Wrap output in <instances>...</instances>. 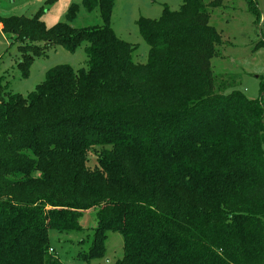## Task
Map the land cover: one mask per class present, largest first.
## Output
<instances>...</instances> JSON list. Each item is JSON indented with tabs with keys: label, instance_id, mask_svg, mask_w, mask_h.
Instances as JSON below:
<instances>
[{
	"label": "trees",
	"instance_id": "trees-1",
	"mask_svg": "<svg viewBox=\"0 0 264 264\" xmlns=\"http://www.w3.org/2000/svg\"><path fill=\"white\" fill-rule=\"evenodd\" d=\"M222 3L181 0L139 19L143 65L111 30L114 0H83L99 27L0 17L21 77L28 52L84 46L87 56L84 68L49 69L26 96L0 94V264H64L49 233L83 236L88 211L95 226L77 260L101 259L117 233L113 264H264L263 110L212 73L222 40L208 10Z\"/></svg>",
	"mask_w": 264,
	"mask_h": 264
},
{
	"label": "rangeland",
	"instance_id": "rangeland-1",
	"mask_svg": "<svg viewBox=\"0 0 264 264\" xmlns=\"http://www.w3.org/2000/svg\"><path fill=\"white\" fill-rule=\"evenodd\" d=\"M212 0H203L208 4ZM257 6L258 19L250 14L244 0H223L222 7L209 8V24L220 34L222 46L219 57L210 61L216 80L225 85V92L239 90L249 100H261L264 121V0H253ZM76 6L75 17L67 21L68 9ZM181 0H114L110 15V27L114 35L132 45L134 63H146L148 45L139 35L136 22L139 19H158L162 7L178 11ZM38 15L47 30L58 23L72 28H90L102 25L99 10L87 11L83 0H0V17ZM1 29V25H0ZM41 48L42 44H34ZM26 77L20 76L18 68L22 61L17 45L9 35L0 31V94L26 96L45 76V73L58 65H67L74 70L86 67L87 56L84 46L70 53L61 47H51L43 55L33 56ZM233 77V81H230ZM224 87V86H223ZM264 90V89H263ZM3 96V95H2ZM264 153V148H263ZM92 154L90 156L93 157ZM93 159V158H92ZM90 159V164H92ZM89 164V165H90ZM85 228L83 236H57L49 233L50 245L64 264H113L122 257V238L117 233H108L105 251L101 259L84 262L75 259L79 252H87L91 242L90 229L95 226L94 214L85 212L80 219ZM83 240L82 245L78 241Z\"/></svg>",
	"mask_w": 264,
	"mask_h": 264
},
{
	"label": "built area",
	"instance_id": "built-area-1",
	"mask_svg": "<svg viewBox=\"0 0 264 264\" xmlns=\"http://www.w3.org/2000/svg\"><path fill=\"white\" fill-rule=\"evenodd\" d=\"M49 252H51V250H49Z\"/></svg>",
	"mask_w": 264,
	"mask_h": 264
}]
</instances>
